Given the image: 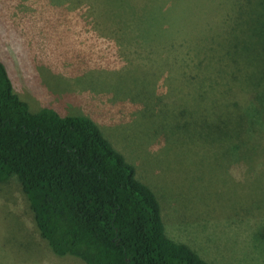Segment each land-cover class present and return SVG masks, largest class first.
Returning <instances> with one entry per match:
<instances>
[{
	"label": "rangeland",
	"instance_id": "1",
	"mask_svg": "<svg viewBox=\"0 0 264 264\" xmlns=\"http://www.w3.org/2000/svg\"><path fill=\"white\" fill-rule=\"evenodd\" d=\"M0 62L31 112L98 125L171 239L210 264H264V135L230 152L204 140L219 120L185 114L264 89L261 0H0ZM0 264H86L51 251L16 178L0 183Z\"/></svg>",
	"mask_w": 264,
	"mask_h": 264
},
{
	"label": "trees",
	"instance_id": "2",
	"mask_svg": "<svg viewBox=\"0 0 264 264\" xmlns=\"http://www.w3.org/2000/svg\"><path fill=\"white\" fill-rule=\"evenodd\" d=\"M244 90L248 102L223 103L221 116L185 111L188 120H219L205 128V141L230 152L261 151L255 134L264 135V89ZM195 130L190 138L202 140L199 126ZM12 178L27 196L41 237L59 257L86 264H210L166 234L156 193L97 124L50 108L31 112L0 62V183Z\"/></svg>",
	"mask_w": 264,
	"mask_h": 264
}]
</instances>
